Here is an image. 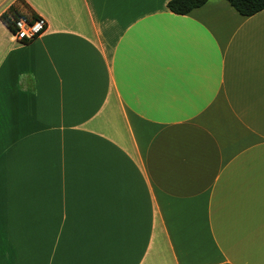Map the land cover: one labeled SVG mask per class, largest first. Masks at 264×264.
<instances>
[{"label":"crops","instance_id":"0c3cea01","mask_svg":"<svg viewBox=\"0 0 264 264\" xmlns=\"http://www.w3.org/2000/svg\"><path fill=\"white\" fill-rule=\"evenodd\" d=\"M170 1L0 0V264H264V10Z\"/></svg>","mask_w":264,"mask_h":264},{"label":"trees","instance_id":"16d2710c","mask_svg":"<svg viewBox=\"0 0 264 264\" xmlns=\"http://www.w3.org/2000/svg\"><path fill=\"white\" fill-rule=\"evenodd\" d=\"M209 0H171L167 8L176 15H187L193 10L201 8ZM232 8L244 17L254 16L264 10V0H227ZM38 18L33 15H24L17 5H12L7 12L1 15V20L8 27L13 29V21L25 18Z\"/></svg>","mask_w":264,"mask_h":264},{"label":"built area","instance_id":"2783aa9c","mask_svg":"<svg viewBox=\"0 0 264 264\" xmlns=\"http://www.w3.org/2000/svg\"><path fill=\"white\" fill-rule=\"evenodd\" d=\"M13 29L10 30L12 39L20 44L35 41L47 31V22L43 18L19 19L12 22Z\"/></svg>","mask_w":264,"mask_h":264}]
</instances>
